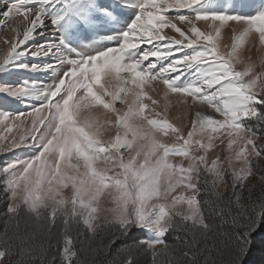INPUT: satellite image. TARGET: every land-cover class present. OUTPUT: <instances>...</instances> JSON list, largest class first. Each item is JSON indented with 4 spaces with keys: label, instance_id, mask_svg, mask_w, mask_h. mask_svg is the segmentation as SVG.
<instances>
[{
    "label": "snow or ice",
    "instance_id": "snow-or-ice-1",
    "mask_svg": "<svg viewBox=\"0 0 264 264\" xmlns=\"http://www.w3.org/2000/svg\"><path fill=\"white\" fill-rule=\"evenodd\" d=\"M59 3L0 0V71L28 56L42 62L13 66L53 77L0 84L43 101L0 112L6 131L22 129L0 137V153L35 149L0 161V264H264V60L214 42L227 27L264 54V4L239 15L136 0L118 43L92 51L62 33L81 0L49 17ZM145 85L174 94L188 122L149 108L145 98L158 101ZM257 243L259 261L249 259Z\"/></svg>",
    "mask_w": 264,
    "mask_h": 264
},
{
    "label": "rangeland",
    "instance_id": "rangeland-1",
    "mask_svg": "<svg viewBox=\"0 0 264 264\" xmlns=\"http://www.w3.org/2000/svg\"><path fill=\"white\" fill-rule=\"evenodd\" d=\"M135 2L136 0H81L80 7H83L85 12L82 14V17L71 13L65 17L67 23L62 28L64 39L72 48L78 50L88 48L95 51L114 46L118 43V40L114 37L126 29L127 24L133 19L138 10L132 6ZM72 4L73 0H60L59 4L49 6L47 15L49 17L62 15ZM104 4L109 5V7L101 10L100 6ZM262 4H264V0H202V4L197 7V10L253 15ZM117 6L118 11L114 10ZM165 31L170 30L165 29ZM57 35H60V33H57ZM4 36L5 29L0 28V40ZM109 37H113V39H109ZM48 38L53 41L55 40V37L52 36ZM217 41L222 48L227 50H232L235 45L240 58H246L251 55L258 64L264 60V54H258L256 49L251 46L250 41L248 43H242L239 36H234L230 28L225 27L222 29L220 36L218 38L214 37V42ZM41 62L40 60L25 56L14 61L13 65ZM43 62H48V60L45 59ZM164 63H167V61ZM13 65H9L4 71H0V84L15 86L22 85L25 82L30 84L35 82L38 86H42L52 82L53 77L50 72H30ZM188 79H191V76ZM122 86L123 81L113 79L111 84L113 91L119 92ZM129 87L132 86L129 85ZM144 88L148 96L158 101V105L153 106L151 101L145 98V103L149 104V108L155 107L157 112L166 116L168 121L174 125L179 126L188 122L190 116L189 110L177 101L174 94H169L168 97H164L163 93L150 91L148 85H145ZM42 102V99L34 95L11 96L0 93V112L11 114L27 112L30 108ZM116 107L121 108L124 106L117 103ZM145 111L146 114H151L148 109ZM21 131L22 129H17L16 127H13L11 132L6 131L3 123L0 122V137L15 136L18 138ZM216 150H219V148ZM13 151L12 153H0V161L5 159H22L26 156H31L34 154L35 149L19 148ZM64 194L70 195L67 190H65Z\"/></svg>",
    "mask_w": 264,
    "mask_h": 264
},
{
    "label": "trees",
    "instance_id": "trees-1",
    "mask_svg": "<svg viewBox=\"0 0 264 264\" xmlns=\"http://www.w3.org/2000/svg\"><path fill=\"white\" fill-rule=\"evenodd\" d=\"M256 194L258 195V192ZM3 210H4L3 200L0 199V234H3V231H4ZM136 231H142V230H136ZM56 232H57V236L54 237L53 243H55L56 238H58L59 228H57ZM257 240H259V234L257 236ZM260 257H261V248H260L259 243H257L249 259L259 261Z\"/></svg>",
    "mask_w": 264,
    "mask_h": 264
}]
</instances>
